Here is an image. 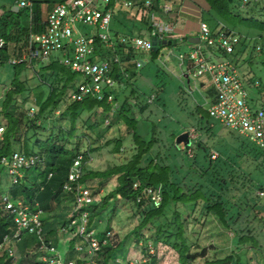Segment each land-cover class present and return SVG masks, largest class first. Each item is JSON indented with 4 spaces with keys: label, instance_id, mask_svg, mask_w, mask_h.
Listing matches in <instances>:
<instances>
[{
    "label": "trees",
    "instance_id": "trees-1",
    "mask_svg": "<svg viewBox=\"0 0 264 264\" xmlns=\"http://www.w3.org/2000/svg\"><path fill=\"white\" fill-rule=\"evenodd\" d=\"M152 1L153 4L149 9L144 8L142 3H136V8H130L132 11L123 10L121 5L115 4V0H112L111 6L120 7L117 9L119 14L122 12L130 15L133 27L138 28L139 33L142 29L145 30L144 38L148 37L147 39L151 41L152 38L157 39L158 43L153 44L152 50L149 51L153 59V56L158 55L163 47L168 46L163 43L164 40H171L174 42L172 45H177L178 39L173 37L158 39L151 25L150 13H157L165 21L176 20V16L169 15L173 12L177 13L182 0H166L174 5L172 7L174 10L170 14H165L163 11L165 1ZM243 1L204 0L206 11L216 18L218 28L223 24L228 30L238 31L246 38L254 33L264 40V5L257 9L259 0H246L243 6H250L247 11L241 5ZM117 11H114V19L119 21L116 16ZM21 12L15 13L12 8H9L1 28V34L7 43L0 52V69L11 77V85L0 98V127L4 128L0 135V159L13 152H21L28 156L38 155L44 159L45 167L42 169L40 165L25 171L27 175L32 171H37V177L31 179L30 186L22 183L0 192V247L2 248H4V237L13 235L16 230L13 218L3 210L1 195L6 192H9L13 198L21 199L44 212L43 231L46 240H52L56 246L58 230L70 224L71 215L77 206L75 199L67 201L68 199L61 197L70 168L77 156L82 155L84 163H87L90 153L96 150L89 148L87 152H81L79 144L69 147V143L76 138V124L84 114L90 116L101 113L103 117L90 126L91 130H95L103 123L105 114L114 111L113 106L106 100H98L90 95L82 99H71V96L79 90L81 77L70 67L61 63L59 57H54L48 63H41L45 65H40L39 68L35 67L36 64L30 66L33 67L35 75L41 79L40 85L47 88V94L40 98L42 100L36 98L37 101L33 107L36 108L35 114L32 117L28 115V111L33 108H30L23 98L27 87L26 80H21L22 74L27 71V64L12 65L9 63L11 57L20 58L27 51L30 21L28 23L23 20ZM138 13L141 14L139 20L137 19ZM24 14L27 15V12L24 11ZM48 14L45 15L40 7L35 8L33 3L34 30L41 29L40 25L45 22ZM131 30L126 31V34L134 32ZM139 36L142 37L141 34ZM189 37L185 36L183 40L188 41ZM246 38H241L242 46ZM207 50L205 54L207 59L215 60L216 57H213L212 53L219 52L223 57L230 58L232 62L237 60L236 55L233 58L230 57L231 51L229 50H217L210 46ZM144 53L146 52L134 49L130 42H127L118 44L116 50H107L104 55L109 57L118 55L121 61L126 62L125 68L130 74L129 78L122 79L117 70L114 73L116 78L120 79L121 84L129 85L128 79L136 75L131 68H136V60L144 61L142 57ZM188 63L191 68L195 64L191 57L188 58ZM243 80L248 89L250 106L256 110L259 109L260 107L254 104L255 89L251 88L249 81L244 78ZM205 81L207 80L202 82ZM139 96L144 97L143 94ZM115 98L120 100L116 94ZM214 100L212 99L211 102ZM129 102L128 99L121 101L117 110H119L118 117L133 128L136 149L131 159L104 172L86 174L84 172L78 181V183L87 184L88 179H108L116 176L115 189L100 199L98 203L81 209L90 211L87 228L93 229L92 225L96 219L103 218V214L108 209L111 213L117 214L120 210L119 206L124 204H131L135 207L140 217V222L138 223L136 218V222L132 223V227L120 241L116 244L108 243L102 246L101 251L104 253L102 264L114 263L119 254L123 255L129 250L133 240L138 243L148 230L155 232L152 239L153 244L158 247L157 245L161 243L167 247V250L175 251L180 264H195L197 260H202V264H256L254 261L257 253L261 254L264 259V147L245 137L241 140L238 133H235L236 131L229 129L225 136L219 137L215 122L204 121L203 116L206 113L200 109L204 106L197 105L195 111L199 117L197 125H200L199 129L203 130L202 142L182 141L184 146L172 143L171 149H167L163 147L164 143L160 144L159 140L154 138L156 125L153 127L151 140L145 141L142 138L136 128L135 119L130 116L133 112V105ZM144 102L149 107L148 101L144 99ZM57 111L60 115L59 120L62 118L69 121V127L58 125V120H54L53 124H57V127L49 128L47 134L41 133L40 131L46 129L45 122L48 117L43 119V125H38V119L46 114L55 115ZM204 140L208 146L203 143ZM213 145L218 152V157L215 159L210 156L212 150L209 151ZM121 146L122 140H117L115 152H120ZM195 150L198 152L195 153ZM192 151L193 154H191ZM46 157L49 158L48 162ZM3 169L6 170L5 166L0 164V171ZM134 184L139 185L138 190L134 189ZM159 185H162L163 192L158 207L151 203L147 196H142L141 201L137 202V197L144 187ZM102 186L104 187L105 184ZM209 215H214L223 227L234 232L231 251L224 257L208 258L214 246H202L198 240V233L201 232ZM111 221H108V229L103 232L96 231L97 235L104 237L106 232L112 228ZM75 239L80 240V237L74 235L70 240L74 251ZM144 239L149 240L150 237L146 236ZM14 251L18 258L17 264H44L38 257V239L35 234H24L22 240L15 244ZM144 251L147 252V249L141 250L143 253ZM250 251L252 255L248 258ZM10 262L7 249L4 248L0 253V264H10ZM157 263L158 257L152 256L150 264Z\"/></svg>",
    "mask_w": 264,
    "mask_h": 264
},
{
    "label": "built area",
    "instance_id": "built-area-1",
    "mask_svg": "<svg viewBox=\"0 0 264 264\" xmlns=\"http://www.w3.org/2000/svg\"><path fill=\"white\" fill-rule=\"evenodd\" d=\"M111 1L67 0L54 6L45 22L40 25L41 29L36 31L32 23L33 0H14L10 8L18 7L19 12L26 11L30 28L27 37V51L20 58L11 57L9 63L12 65L26 63L28 66H33L37 63H48L54 57H59L61 63L70 67L81 77L79 90L71 96V99H82L84 96L90 95L98 100H106L115 111L119 106L115 98V91L122 84L114 72L115 70L119 71L118 74L122 76V79L129 78L130 74L125 68L126 62L121 61L120 56L109 57L104 55V52L116 50L118 44L127 42H130V45L136 50L149 52L153 48V43L140 36L122 37L121 40L115 42L111 36L114 19V7L111 6ZM244 1L246 2V0ZM115 4L121 5L124 9L137 7L133 0H115ZM152 4V0H146L142 6L149 9ZM163 11L165 14H170L173 8L165 4ZM5 14L6 11L0 8V52L7 43L1 34ZM150 21L154 33L160 40L165 39L168 34L174 31L172 25L163 21L155 12L150 13ZM78 25H91L96 30L88 33L81 32ZM199 37L201 42L204 41L207 46L217 50L232 49L240 38L223 24L214 33L205 22L201 23ZM96 56L99 57V62L94 60ZM190 57L195 64L186 73L188 82L190 83L192 80L196 85L197 80L203 78L208 80L215 89V100L213 102L205 100L210 117L249 141L264 147V105L257 110L250 106L248 89L236 65L227 58L207 59L200 50L193 51ZM135 62L136 68H141L146 63L142 60ZM153 99L149 101H153ZM30 113L32 116L34 115L33 109ZM3 130V127L0 128V131ZM217 157L218 152L212 150L211 158ZM0 164L5 166L11 178L10 185L12 187L27 183L26 170L40 165L45 167V161L40 156H28L21 152L3 156L0 159ZM83 166V156L79 155L75 158L64 183L63 193L73 194L77 206L71 215L70 224L60 229L61 232L73 231L75 236L80 237V242L75 245L78 257L66 258L52 240H46L43 231L44 212L41 209L33 207L21 199L13 198L9 192H6L1 197L3 210L13 218L16 226L14 234L6 235L3 240V245L6 246L11 261L10 264L18 263L14 247L26 233L37 236L38 251L44 264H80L79 260L85 264H102L101 249L102 246L110 243L111 232L107 231L104 237H101L94 229L87 228L90 211L81 209L89 207L95 202L93 189L87 184L78 183L84 175ZM138 188L139 185L134 184V189L138 190ZM162 192V185L144 187L137 197V202L141 201L142 196H147L150 202L158 207L162 200ZM118 260L119 258L115 262Z\"/></svg>",
    "mask_w": 264,
    "mask_h": 264
},
{
    "label": "rangeland",
    "instance_id": "rangeland-1",
    "mask_svg": "<svg viewBox=\"0 0 264 264\" xmlns=\"http://www.w3.org/2000/svg\"><path fill=\"white\" fill-rule=\"evenodd\" d=\"M67 0H33L34 7H40L43 12L48 14V12L56 5L64 3ZM136 3H145L146 0H134ZM164 2L166 0H160ZM193 0H187L191 2ZM112 2V1H111ZM117 2V1H116ZM14 0H0V8L8 12L9 8L13 5ZM169 3V2H168ZM246 2H241L243 6ZM165 4V2H164ZM172 7L174 5L168 4ZM264 3L262 0H259L258 8L262 7ZM164 7V6H163ZM120 7H114V11ZM244 10H249L250 6H243ZM127 11H132L131 9H123ZM247 10V11H248ZM118 20L113 19L111 36L115 42L121 40L122 37H132L139 36L140 34L144 35V29L142 32H138V28L133 27V21L130 19V15H125L124 13L116 12ZM138 20L141 17L138 13ZM22 19L29 23V17L24 14V10L21 12ZM198 24L200 20H204L208 26L215 30L217 26L216 18L213 17V14L209 12H202V14L196 17ZM173 26V25H172ZM81 32H91L95 31L96 28L91 25H78L77 26ZM136 28V29H135ZM133 30V33L126 34L128 30ZM131 30V31H132ZM127 31V32H126ZM233 31L238 35L239 41L237 44L233 45L230 57L236 55L235 65L239 70L240 76L250 82L251 88L255 89L254 104H257L259 107L264 104V40L258 37V34H250V37L246 38L240 32ZM244 33V31H242ZM134 34V35H132ZM176 35V34H175ZM173 32L168 34L166 38L173 37ZM188 36V35H187ZM247 39L242 46L240 43L241 38ZM148 38V37H146ZM255 46V49H253ZM207 45L204 41L200 44H191L188 41L178 39L177 45H168L163 47L160 50L158 55H154L153 59L151 58V53L146 52L143 54L144 61H147L145 65L141 68H131L135 71V77H130L128 79L129 85H121L119 90L115 91V94L119 96L118 99L121 101L129 100L133 106L132 113L130 116L135 119V125L137 130L140 132V135L145 141H149L153 138V127L156 125V133H154V138L159 140V143H164V148L171 149V144H176L178 146H184V143L178 142V138L186 131L190 134V141L187 143H192L193 141L199 142L203 138V130L199 129L200 125H197L198 114L195 109L197 105L204 106L200 108L202 112L206 113L203 116V120H210L215 122L216 130L219 133V137H223L231 129L219 123L216 120L207 115L208 106L207 102H210L215 98V89L211 83L204 81L205 79L199 78L195 85L194 81L190 80L191 83H188V75H186L189 69L188 58L191 56V53L195 50H200L203 55L206 54ZM213 57L217 59L227 58L223 57L219 52L212 53ZM230 60V58H228ZM96 62H99V57H95ZM40 65L37 63L36 68H39ZM193 67V66H192ZM10 79L4 70L0 69V98L6 89L10 87ZM21 80H26L27 91L24 93L23 98L29 104L30 108L35 106L37 100H42L47 94V88L40 85L41 79L35 75L33 67H28L27 71L24 72L21 76ZM204 83V84H203ZM253 85V86H252ZM132 86V87H131ZM144 95L139 96V95ZM21 97V96H20ZM18 97V98H20ZM37 98V100H36ZM147 98V99H146ZM152 98L153 101H149ZM147 100L149 103L146 105ZM120 100L118 101L121 103ZM206 100V101H205ZM1 101V99H0ZM142 107V108H141ZM31 110V109H29ZM34 114L36 108H33ZM29 112V116L32 117V114ZM119 110H115L105 114V119L100 126L91 130L90 126L93 125L96 121H99L100 117H103L101 113L84 114L83 118L79 120L76 124V133L74 140L69 143V147H72L73 144H79L81 152H87L89 148L96 149L94 152L90 153V159L87 163H84V172H104L116 165L124 164L135 152L136 144L133 138V128L130 127L123 119L119 118ZM48 117L46 123V129L40 131L41 133H49V128L52 126L57 127V124H53L54 120H58V125H64L66 128L69 127V121L66 119L59 120L60 115L57 111L55 115H44L38 119V125H43L44 120ZM2 128V127H0ZM229 129V130H228ZM4 131V130H3ZM0 131V135L3 133ZM46 131V132H45ZM232 131V130H231ZM235 132V131H234ZM237 133V132H235ZM239 135L241 140H244L243 136ZM218 137V138H219ZM122 140V146L120 152H115V146L117 140ZM227 139V138H226ZM220 141V140H219ZM202 142V141H201ZM205 145L208 144L203 141ZM219 143V142H218ZM236 145V144H235ZM216 146V143H215ZM213 145V148L209 147L210 150H215L216 147ZM156 147V146H155ZM189 151V150H188ZM37 152V148H35ZM198 150H195V153ZM217 152V151H216ZM190 153V151L188 152ZM193 154V151L191 152ZM211 156V152H210ZM49 158L46 157L48 162ZM44 167H42L43 169ZM30 175V176H29ZM26 179H28V186L31 185V179L37 177V171H32L30 174H25ZM38 182L41 180H37ZM11 178L9 177L6 170L0 171V192L7 191L8 187H12ZM93 189L94 193V202L98 203L100 199L106 196L110 191L116 187V176L110 177L108 179L102 178H93L88 179L87 185ZM105 184L103 187L102 185ZM62 199L70 201L73 199V194L62 193ZM119 212L117 214L111 213L108 209L106 213L103 214V218H97L92 228L97 232H103L108 229V221L112 220L111 228V240L110 243L116 244L120 241L121 238L125 237L126 233L132 227V223L140 222V217L136 213L135 207L131 204H124L119 206ZM171 213V212H169ZM145 236H142V240L138 243L136 240H133V244L126 252V254H119V260L117 262H110V264H150L152 256L158 257L157 264H180L178 261V255L175 251L168 249L161 243L157 245L153 244V237L155 235L154 231H146ZM73 231L61 232L60 229L57 233V240L62 241L59 251H65L68 249L71 238L73 237ZM148 236L149 240L144 238ZM234 237V232L226 229L220 223V221L214 216L209 215L202 230L198 233V240L202 246L213 245L214 249H211L208 258H219L224 257L230 253L232 238ZM69 241V242H68ZM60 244V242H59ZM58 244V247H59ZM64 246V247H63ZM63 247V248H62ZM142 249H147V252H141ZM168 251V252H167ZM2 250L0 251V253ZM61 253V252H60ZM68 253V254H66ZM67 256L72 255L71 250L66 252ZM103 253V251H102ZM255 254V252H254ZM104 259V253L101 254ZM252 255V251L248 253V258ZM40 260V253H38ZM123 257V258H122ZM256 264H264V259L261 254H255ZM31 263V262H30ZM29 264V263H28ZM195 264H202V260H197Z\"/></svg>",
    "mask_w": 264,
    "mask_h": 264
},
{
    "label": "crops",
    "instance_id": "crops-1",
    "mask_svg": "<svg viewBox=\"0 0 264 264\" xmlns=\"http://www.w3.org/2000/svg\"><path fill=\"white\" fill-rule=\"evenodd\" d=\"M165 4H171V3H168L167 1H165ZM206 10H207V7L205 6L204 0H193L191 2H187V0H182L181 5H180V8L178 9V11H176L177 13H174L173 12V14H170L169 15V16H176V18H175L176 20H174V19L171 20V21H169V20L168 21H165L164 19H162V20L165 21V22H167V23H169L170 25H173L172 26L173 29H174V31H173V35H174L173 38H176V39H179L180 38V39L183 40V38L185 36H187V35L188 36H199L201 23L202 22H205V21L202 19V20H200V24H198V20L196 19V17L197 16L199 17L202 14V12L204 13V12H206ZM215 29L217 30L218 27L216 26ZM211 31L213 32L214 29H212ZM215 97H216V93H215ZM213 99H215V98H213ZM210 102H211V100H210ZM59 242H60V244H59ZM78 242H80V240L79 239H75V243H73V246L76 245V243H78ZM58 244H59V247H58ZM61 244H62V241L57 240L56 246L58 248H60V245ZM68 245H69V247H68L67 250L60 251L61 254L63 256H65L66 258L67 257H78L77 256L78 254L73 250L74 247H71L72 246L71 242L68 243ZM4 248H6L5 245H4ZM4 248L0 247V251L1 250L3 251ZM69 250H71L72 255L67 256L66 254H68V253H66V252H68ZM80 264H85V263L83 261H80Z\"/></svg>",
    "mask_w": 264,
    "mask_h": 264
},
{
    "label": "water",
    "instance_id": "water-1",
    "mask_svg": "<svg viewBox=\"0 0 264 264\" xmlns=\"http://www.w3.org/2000/svg\"><path fill=\"white\" fill-rule=\"evenodd\" d=\"M12 10L15 12V13H18L19 12V9L18 7H13ZM152 42L153 44H156L158 43L157 39L156 38H152ZM188 42L191 43V44H200L201 43V39L199 36H190L188 38ZM164 44H168V45H172L174 44L173 41L171 40H164L163 41ZM190 140V134L188 132H184L179 138H178V141L180 142H188Z\"/></svg>",
    "mask_w": 264,
    "mask_h": 264
}]
</instances>
